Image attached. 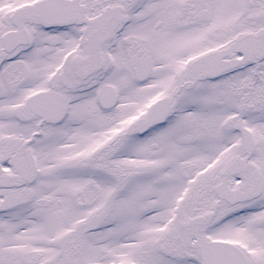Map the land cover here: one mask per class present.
I'll return each mask as SVG.
<instances>
[{
  "label": "snow or ice",
  "instance_id": "6c2138e0",
  "mask_svg": "<svg viewBox=\"0 0 264 264\" xmlns=\"http://www.w3.org/2000/svg\"><path fill=\"white\" fill-rule=\"evenodd\" d=\"M0 264H264V0H0Z\"/></svg>",
  "mask_w": 264,
  "mask_h": 264
}]
</instances>
